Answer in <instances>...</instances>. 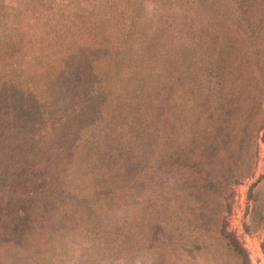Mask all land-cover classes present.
<instances>
[{
  "label": "rangeland",
  "instance_id": "1",
  "mask_svg": "<svg viewBox=\"0 0 264 264\" xmlns=\"http://www.w3.org/2000/svg\"><path fill=\"white\" fill-rule=\"evenodd\" d=\"M120 1L0 0V264H57L56 259L58 264H244L221 234L224 221L246 248L250 263L264 264V129L259 128V112H254L246 127L242 118L234 119V155L228 158L226 148H221L225 164L213 178L215 172H210L203 156L192 162L190 170L185 166L193 150L191 142L186 145L185 131L179 134L185 154L179 155L176 148L160 142L164 129L154 127V118L151 122L150 115L137 112L136 98L129 106L120 99L128 82L113 66L110 73L106 71L107 86L113 90L95 97H85L86 92L77 95L68 77L59 79L52 73L40 80L38 72L27 71L34 61L25 58L33 51L34 59L41 58L42 49L76 51L86 60L91 57L94 66L109 62L105 52L112 54L115 50L111 48L119 43ZM156 6V0H144L155 20ZM100 22L114 34L98 43L99 36L93 35ZM149 22L143 20L151 31ZM47 65L53 69V64ZM12 82L16 89L11 90ZM131 82L127 89L136 90ZM181 100L174 95L171 107L179 111L183 106L187 114L190 109ZM110 120L114 123L109 124ZM59 124L65 129H59ZM218 144L222 146L219 140ZM45 146H49L46 155ZM195 149L201 150L200 144ZM194 165L203 177L198 183L190 178ZM133 178L141 180L134 189L124 183ZM97 179L117 185L112 203L116 209L111 218L104 214L111 199L92 201L94 223H89L86 233L88 227L78 230L84 235L76 241L71 234L79 225L66 213H75L69 209L74 205L66 200L59 204L55 189ZM171 196L185 200L184 207L203 210L208 215L204 224L177 218L163 227L150 222L151 212ZM149 200L153 202L150 207ZM230 200L232 210L228 212ZM81 204L75 207L82 209ZM99 221L113 222L109 240L98 230L91 231V227L102 226ZM175 224L180 225L179 236H171L167 244L161 242V230L169 226L170 235L176 234ZM147 226L149 232L144 229ZM101 242L108 249L98 256L94 245ZM157 250L164 255L160 260Z\"/></svg>",
  "mask_w": 264,
  "mask_h": 264
},
{
  "label": "trees",
  "instance_id": "2",
  "mask_svg": "<svg viewBox=\"0 0 264 264\" xmlns=\"http://www.w3.org/2000/svg\"><path fill=\"white\" fill-rule=\"evenodd\" d=\"M120 4H123V7L120 9L121 21L118 24L119 43L111 48L115 50L112 54L111 50L104 54L109 62L102 61L94 66L91 57L86 60L81 54H75L76 51L67 54L66 49L62 47L56 50L42 49L39 52L41 58L34 59V51L25 58L34 61L33 68H27V71L38 72L40 80L52 73L59 76V79L68 77L76 87L77 95L79 92H86L85 97H95L113 90L107 86L109 75L106 73H110L113 66L115 71L125 78L124 82H128L127 88L131 86V80V83L137 86L136 90L126 88L120 94V99L129 106L136 98L137 112L150 115L151 122L154 118V127L158 130L164 129L165 134L162 132L160 142L170 144L171 149L176 148L179 155L185 154L181 149L183 142L179 140L180 132L185 131L188 134L186 145L191 142L193 146L185 166L190 170L193 168L192 162L203 156L202 159L208 162L210 172H215L214 178L219 167L225 164L220 155L221 148H226L228 158L234 155L231 148V126L234 119L242 118V125L246 127L254 112H259V128L264 129V105L261 101V97H264V0H156V20L154 13L144 7V0H121ZM143 20L150 21L148 28L152 27L151 31L147 30ZM106 27L107 24L102 22L97 25L93 36H99L98 43L103 37L114 34L107 31ZM11 38L14 39L15 36L12 35ZM110 41L111 39H108L110 44L113 43ZM24 61H20L18 66ZM47 64H53V69ZM42 65H46V69H42ZM63 65L65 66L61 70ZM95 68L101 71L98 73ZM138 77L140 82L136 81ZM83 81L85 84L81 83ZM15 87L16 84L12 82L11 90L16 89ZM174 95L180 100L185 99L181 100V104L190 109L187 114H184L181 104V110L172 109ZM245 95H248V100L241 105L240 100ZM112 123L114 122L110 120L109 124ZM59 125V129H65L64 125ZM142 127L146 128L144 125ZM218 140L222 146H219ZM39 143L41 142H37L36 146L40 145ZM197 144H200L201 150L195 149ZM48 150L49 146L42 149L43 153ZM192 173L190 178L194 183L203 180L200 167L195 166ZM137 182L141 185V180L136 181L135 178L124 183L132 184L134 189ZM116 187L117 185L109 179H97L83 185L62 184L55 189L59 204L60 201L62 204L66 200L74 205L69 209L75 213L66 211L69 213L67 218L71 219L73 224L79 225L73 229V239L77 241L89 229V223H94L90 215L91 210L95 211L93 204L91 205L92 201L104 202L105 199H111L104 214L113 217L112 211L116 208L112 203L115 201L113 194ZM42 193L40 190L36 195L40 197ZM232 196L233 193L230 197ZM78 202L82 203V209L75 207ZM184 203L185 200H178L177 197L171 196L169 201L166 198L156 212H151L150 222L153 221L157 227H163L172 222H169V219L177 218L179 221L185 220L190 224L202 226L208 215L199 208L193 210L184 207ZM152 204L149 200L148 207ZM226 206L228 212H231V200ZM99 222L102 226L91 227V231L98 230L109 240L115 227L113 222ZM86 227L88 228L83 234L77 232ZM172 228L176 234L170 235L172 231L169 226L161 230V242L167 244L171 236H179L180 225L175 224V228ZM144 229L149 232L150 227ZM220 231L242 262L251 264L246 248L235 233L228 229L227 221L222 223ZM97 245L98 247L94 245L95 253L101 256L103 250L108 249L107 245L104 242ZM156 256L160 260L164 255L157 250ZM70 257L73 259L76 256ZM26 258L29 259L30 256H25ZM100 260L101 258L98 261ZM56 262L58 264L60 260L56 259Z\"/></svg>",
  "mask_w": 264,
  "mask_h": 264
}]
</instances>
